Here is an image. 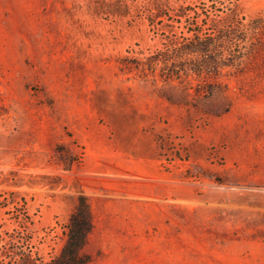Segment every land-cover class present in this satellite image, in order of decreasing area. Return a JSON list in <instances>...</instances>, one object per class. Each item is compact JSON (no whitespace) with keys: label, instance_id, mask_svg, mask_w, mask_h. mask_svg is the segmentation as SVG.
<instances>
[{"label":"rangeland","instance_id":"374dc122","mask_svg":"<svg viewBox=\"0 0 264 264\" xmlns=\"http://www.w3.org/2000/svg\"><path fill=\"white\" fill-rule=\"evenodd\" d=\"M154 1L0 0V264L58 257L85 179L124 194L86 264H264V0ZM228 26L218 84L122 64Z\"/></svg>","mask_w":264,"mask_h":264},{"label":"trees","instance_id":"16d2710c","mask_svg":"<svg viewBox=\"0 0 264 264\" xmlns=\"http://www.w3.org/2000/svg\"><path fill=\"white\" fill-rule=\"evenodd\" d=\"M168 8L166 0H155L152 9H149V16L159 18L166 16L165 10ZM175 15L183 16L186 13V7L180 5L176 9ZM252 27L255 30L264 29L260 26V19H254L249 24H244L245 32ZM232 26L225 29H218L214 36L206 37L200 30L189 29L193 34L188 41L175 42L172 45L174 57L168 52H164L159 57H148L146 61H123L125 68L136 63L137 67H144L146 70L153 69V66L159 65L160 62L164 66L173 65L177 68V72H185V75L196 73L198 79L205 84L209 82L213 84L220 83L217 75L221 74L223 68L233 66L238 60L241 62L240 56L235 57L232 52L233 44L244 41L245 38L238 35V30H234ZM226 40L229 46L221 47V41ZM237 58V59H236ZM182 78V76H181ZM208 94L215 95L217 92L213 86L207 85ZM77 204L72 212L67 225V239L60 254L50 262L44 263L31 255L23 258L21 264H86L91 260L89 255L83 254V249L88 242V237L93 228L92 212L87 197L80 192L77 197ZM20 264V263H18Z\"/></svg>","mask_w":264,"mask_h":264},{"label":"crops","instance_id":"0c3cea01","mask_svg":"<svg viewBox=\"0 0 264 264\" xmlns=\"http://www.w3.org/2000/svg\"><path fill=\"white\" fill-rule=\"evenodd\" d=\"M94 184V179H85V184L83 185L92 212V231H117V229L111 225V220L115 222L118 215L117 208L119 204L116 202L98 204L97 201L104 199L115 200L122 197L124 194L118 192L108 193L104 191H96L94 190ZM99 205L104 207V211H102L103 208L101 209ZM97 216H101V220H96L95 217Z\"/></svg>","mask_w":264,"mask_h":264}]
</instances>
